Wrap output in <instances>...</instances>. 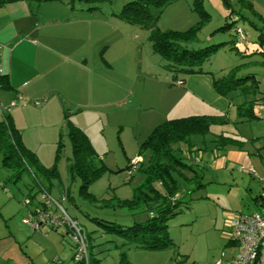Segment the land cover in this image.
Returning <instances> with one entry per match:
<instances>
[{"label": "rangeland", "instance_id": "obj_1", "mask_svg": "<svg viewBox=\"0 0 264 264\" xmlns=\"http://www.w3.org/2000/svg\"><path fill=\"white\" fill-rule=\"evenodd\" d=\"M128 1H29L37 24L47 14H57L63 21L67 18L58 33L66 34L73 46L79 42L81 46L74 48L79 52L75 65L69 64L66 70L72 87L60 90L66 98L60 114L40 110L44 97L19 99L21 93L0 97V121L6 107L15 103L9 112L24 159L15 153L6 164L0 151V264H79L72 237L62 234L65 226L34 229L23 222L34 205L46 202L44 195L77 219L89 238V257L96 264H119L122 252L130 264H218L219 259L226 264L236 253V247L226 246L225 220L235 211H254L252 198L264 184V99L250 104L254 116L242 117L237 105L251 98L235 92L223 95L212 81L253 74L258 91L264 93V0H168L161 9L151 8L158 16L156 27L169 30L167 40L178 47L164 53L154 50L147 28L121 18ZM232 18L239 20L228 24ZM234 25L244 31V39H236ZM194 59L200 60L193 65L195 71L181 69ZM23 106H27L25 114ZM208 114L229 118L227 124L213 126V133L236 132L239 139L247 140L243 147L253 162L247 167L254 174L216 170L212 160L205 162L203 152H198L205 184L181 188L179 202L163 219L173 245L162 251L132 248L103 224L123 227L149 218L140 202L133 208L118 202L132 198L143 181L141 161L134 164L136 168L131 164L147 155L141 143L168 119ZM70 124L86 135L94 149L97 169L93 177L91 169L81 173L70 169ZM83 176L89 178L85 184ZM26 199L30 201L25 203ZM71 242L74 247L69 256Z\"/></svg>", "mask_w": 264, "mask_h": 264}, {"label": "trees", "instance_id": "obj_2", "mask_svg": "<svg viewBox=\"0 0 264 264\" xmlns=\"http://www.w3.org/2000/svg\"><path fill=\"white\" fill-rule=\"evenodd\" d=\"M13 1L17 0H0V6ZM164 1L165 0H129L125 3L120 12L121 18L125 21L147 28L150 31L149 38L152 41L154 50L162 53L166 52V50L175 51L178 48L172 47V43L167 40L166 36L169 34V30L163 32L156 27L158 16L153 15L150 11L151 8L161 9L169 2L168 0ZM237 20L239 19L232 18L228 24H233ZM238 29L240 32L237 31ZM172 33L176 32L173 31ZM233 34L236 39H244L245 37L244 31L238 25L233 26ZM182 50L184 52L187 51L186 49ZM195 57H199L200 60L202 59V56ZM200 60H187L185 62L186 67L181 69L184 71H195L193 65H199ZM212 83L223 95L235 92L244 98H251L250 100L245 99L242 103L237 105L236 111L242 117L254 116L251 115L252 107L250 104L254 101L264 99V93L258 91V84L253 74L238 78L225 76L223 79L219 80L213 78ZM9 87L7 75L0 73V89H8ZM68 122H70V120ZM228 122L229 118L226 114H208L168 119L156 125L141 143V150L147 152V155L144 158L142 157L139 167V169L144 172L143 181L135 188L132 198L118 199L120 204L129 208H133L140 202L141 205L145 206V209L148 210L149 218L143 221H135L131 225L123 227L113 225L111 222L108 225H103L107 227V229H114L120 236H123L125 239L124 242L134 249L162 251L171 247L173 243L166 235V225L163 223L164 217L166 218L167 215L172 214L173 207L179 202V192L181 188L185 185L199 187L205 184L203 182V167L197 164L198 160L194 153H196V151L215 150L218 152H225L229 149H244L243 146L247 140L239 139L238 133L227 131L213 133L211 131L213 126H222ZM16 133L17 130L14 129L10 115L5 114L0 121V151L4 154V162L6 164L7 159L12 154L15 155V153L19 154L18 159H23V153L18 147L20 140L18 136H16ZM67 135L73 151V162L70 165V169L72 171L77 170L79 171L78 173H81V170L84 171L86 168L91 169V177H93L94 171L97 169L94 168L93 161L95 152L89 144L86 135L72 124L69 125ZM28 155L29 157H33L35 161V157L31 151H28ZM35 164L38 166V163ZM144 164L145 166L143 167ZM83 177L85 178V176ZM83 180L85 184L89 178L87 177ZM253 200L257 206L254 211L235 212H240L242 214L262 212V210H264V192L253 197ZM42 205L43 203L41 206L38 204L34 205L33 210L28 211V214L31 212L33 213L35 207L40 208ZM153 209L157 210L156 214ZM43 226H40L38 229ZM47 226L51 229L56 228L55 226ZM67 233L69 232L67 231ZM88 239L87 236V241ZM227 241L235 247L233 243L229 240ZM233 256L234 254L228 257L227 261ZM78 263L82 264L80 262ZM89 264H91L90 260ZM119 264H130L124 252L120 254Z\"/></svg>", "mask_w": 264, "mask_h": 264}, {"label": "crops", "instance_id": "obj_3", "mask_svg": "<svg viewBox=\"0 0 264 264\" xmlns=\"http://www.w3.org/2000/svg\"><path fill=\"white\" fill-rule=\"evenodd\" d=\"M65 16L66 14L63 13V17ZM43 18L44 20L37 24L31 3L27 0H17L0 6V67L1 73L7 75L10 85L6 89L7 92L2 90L4 88L0 89V97L9 99L10 95L16 96L17 93H21L23 98L29 99L44 97L45 102L40 110L45 113L53 109V112L60 114L66 102L64 94L60 90L72 87L71 75L66 70H69V64L75 65V56L79 52L74 48L80 47L81 43L79 42L78 47H75L73 41L66 34L59 35L58 32L64 30L67 18L64 21L60 20L57 14H47ZM59 25L62 26L59 28ZM72 49H74L73 52ZM49 78L53 81L57 79L59 83H54ZM21 109L25 114L27 106H23ZM11 113L12 111H8L6 114L10 115L14 125V117ZM4 115L3 113L2 118ZM198 152H203L202 158L205 162L206 158L212 160L216 170L245 171L241 168L247 167V165L251 166L253 163L249 152L245 149H229L228 152L225 151L220 156H213V151L210 153L196 151L194 155L197 158ZM256 154L259 155L258 152ZM262 192H264V184L260 186L258 195ZM252 201L256 209L257 206L253 198ZM65 233L67 235L66 229L62 234ZM70 246L72 252L67 253L69 256L73 254L72 242ZM226 246L233 245L227 242ZM56 256L58 260L61 259L59 254ZM96 262V259H90L91 264H96Z\"/></svg>", "mask_w": 264, "mask_h": 264}, {"label": "built area", "instance_id": "obj_4", "mask_svg": "<svg viewBox=\"0 0 264 264\" xmlns=\"http://www.w3.org/2000/svg\"><path fill=\"white\" fill-rule=\"evenodd\" d=\"M237 31L240 32L239 29ZM1 71L0 67V73ZM22 97V94H18L19 99ZM14 104L11 102L6 110L9 111ZM139 161H141L140 156L133 159L132 168H135L134 164ZM241 169L254 174V170L248 167ZM261 178L264 179V177ZM44 197L46 202L43 203L42 207H35L33 213L31 212L23 218V222L34 229L43 225L65 226L75 244V259L82 264H89L88 241L84 229L75 218L66 213L59 202H55L56 205L53 206L47 195ZM24 202L28 203L29 200L26 199ZM225 226L227 228V240L237 248L234 256L226 264H264V210L260 213L251 214L232 212L226 215ZM220 263L221 259H219L218 264Z\"/></svg>", "mask_w": 264, "mask_h": 264}]
</instances>
